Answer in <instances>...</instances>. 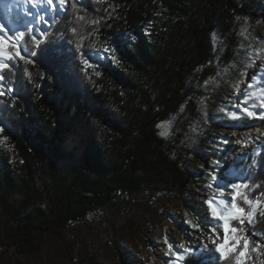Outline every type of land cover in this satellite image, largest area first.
Returning <instances> with one entry per match:
<instances>
[{
    "label": "trees",
    "instance_id": "1",
    "mask_svg": "<svg viewBox=\"0 0 264 264\" xmlns=\"http://www.w3.org/2000/svg\"><path fill=\"white\" fill-rule=\"evenodd\" d=\"M0 20L34 53L3 70L0 264H134L154 230L186 228L180 210L194 209L212 149L208 133L194 148L187 135L205 126L198 110L221 69L264 49V0H0ZM112 48L84 67L82 53ZM209 170L264 201V136ZM244 227L264 239V216ZM165 264L217 261L211 248Z\"/></svg>",
    "mask_w": 264,
    "mask_h": 264
},
{
    "label": "rangeland",
    "instance_id": "2",
    "mask_svg": "<svg viewBox=\"0 0 264 264\" xmlns=\"http://www.w3.org/2000/svg\"><path fill=\"white\" fill-rule=\"evenodd\" d=\"M0 24H3L1 20ZM260 38L264 42V26ZM257 74L260 76H257ZM263 75L264 49L250 52L247 56L240 58L235 65L221 69L216 81L207 89L203 105L198 110V117L205 126H201L198 123L187 135V143L191 148H194L200 144L202 137H205L204 133H208L209 136L207 138L211 140L212 148L211 151L207 150L204 152V156L209 158L207 166L202 162H197V166L203 170L204 177L197 181L198 186H203V188L195 189L196 192H199L196 200L193 203L191 202L195 208L202 204L207 209L209 200L213 201L214 206H217L221 212L230 208L232 195L230 185L242 182L241 179L234 174L227 180V178L219 174H213L209 169L217 168L219 173H224L226 164L235 158L236 154L241 153V147L252 146L257 142L258 138L264 136V119L258 117L249 118L243 112V108L246 107L245 103L236 104L237 98L245 95L252 100L251 105L248 107L250 110L258 114L264 112V108L260 106L264 103ZM158 128L161 135H165L168 131V125L165 123L159 125ZM229 146L231 148L227 150ZM194 180L198 179L195 178ZM198 186H195V188ZM242 192L245 193V189H242ZM239 201L244 203L242 198H238L237 202ZM244 205L247 207L245 203ZM257 213H259V208ZM178 218L186 227L193 226H190L192 224V214L186 209L185 205L180 210ZM175 224L170 222L164 227L158 228L159 230L156 229V235H158L155 237L153 236L154 230L152 233L154 245L142 248L139 254L140 258H146L145 261L150 263L154 260L158 261L157 252L159 251V246H167L168 248L178 246L177 241L180 238V231L179 225ZM182 256V254H178L176 259H181ZM250 263L252 264L251 257Z\"/></svg>",
    "mask_w": 264,
    "mask_h": 264
},
{
    "label": "snow or ice",
    "instance_id": "3",
    "mask_svg": "<svg viewBox=\"0 0 264 264\" xmlns=\"http://www.w3.org/2000/svg\"><path fill=\"white\" fill-rule=\"evenodd\" d=\"M46 3L53 6V8L60 7L62 9L65 0H55V3L54 0H46ZM17 36L22 38L24 33L19 32L6 36L5 25L0 24V96L6 94L2 82L4 80L3 70L10 67L7 61L19 58V60L23 61L25 64L33 63L30 57L33 56L34 53L28 52L27 41L21 44L20 39L16 38ZM104 51L107 52V49ZM82 55L87 57L84 60V64L87 66L92 57L89 56L87 52L82 53ZM96 56L97 58L94 63H99L100 59L108 58L101 54H96ZM11 91V89L8 90L9 93ZM260 106L264 108V103ZM243 112L246 113L249 118L258 117L264 119V112L258 114L248 107L243 108ZM0 123H3V121L0 120ZM4 127H7V125L5 124ZM2 131L3 128H0V132ZM247 187V182L243 181L230 185L232 191L230 208L226 209L224 212L218 210V207L214 206L213 201L209 200L207 202L210 219L212 221L211 224H206V227L211 233L207 235V239L215 246L214 254L217 264H249L250 257L253 253H257V255L264 254V239L253 242L244 227L246 222H252L253 217L257 214L258 208L259 214L264 216V201H261L259 198L255 201L249 199L248 196L242 192V189H246ZM260 195H264V193ZM238 198L243 199L248 210L238 205ZM221 235L222 239H220ZM253 235H255V233H253ZM205 247H207V245H205ZM169 251L171 252V247ZM184 251L194 253L196 250L184 249ZM172 255L175 256L176 253L173 252ZM252 264H255V262L253 261ZM262 264H264V262H262Z\"/></svg>",
    "mask_w": 264,
    "mask_h": 264
},
{
    "label": "bare ground",
    "instance_id": "4",
    "mask_svg": "<svg viewBox=\"0 0 264 264\" xmlns=\"http://www.w3.org/2000/svg\"><path fill=\"white\" fill-rule=\"evenodd\" d=\"M99 54H101L102 56L108 57V58H104V59H110V58L115 57V55L117 54V51H116L115 48H112V49H109V50L107 49V52H105L103 50ZM86 58L87 57H85L83 59V65H84L85 68H90V67H93V66L98 67V65L96 63H94V61L96 60L97 56L93 55L92 59L89 60L87 66L84 64V60ZM193 208L194 209L190 211L191 214H192V218H191L192 219V224L190 226L193 225L192 227H186V228L182 229L179 224H177V223L175 224V225H179L178 227H179V231H180V238H178L179 239L178 241L176 240L178 246L171 247V252L169 251L170 247L168 248L167 246H159V248H158L159 251L157 252L158 253L157 255L159 256V258H158L159 260L158 261L154 260V261H152L150 263V262L145 261L146 258L145 259L139 258L137 260V262H135L134 264H165L166 262L168 263V261H170L171 259L175 258V256L172 255L173 252H175V253H177V252L186 253L184 251V249H190V250H196L198 253H203V252H207L211 248H214L215 246L213 244H211V242L207 239V235H210L211 233L209 232L208 228L206 227V224H211L212 223V221L210 219V212L207 210L208 208L205 209L204 206H202V204H199V206L196 207V208L193 206ZM171 224H174V223L171 222ZM156 232H157V230H155V232L153 233L154 237L158 235V234L156 235ZM154 237H152V239ZM177 237H179V236H177ZM220 239H221V236H220ZM218 242H219V240H218ZM205 245H207V247H205Z\"/></svg>",
    "mask_w": 264,
    "mask_h": 264
}]
</instances>
